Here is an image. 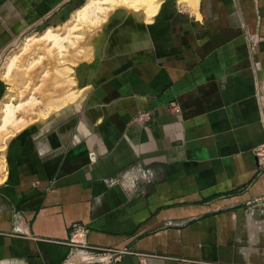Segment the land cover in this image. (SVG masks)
I'll return each mask as SVG.
<instances>
[{"label":"crops","instance_id":"0c3cea01","mask_svg":"<svg viewBox=\"0 0 264 264\" xmlns=\"http://www.w3.org/2000/svg\"><path fill=\"white\" fill-rule=\"evenodd\" d=\"M81 1L0 0V56ZM171 6L73 66L79 110L12 134L0 264H264V0Z\"/></svg>","mask_w":264,"mask_h":264},{"label":"rangeland","instance_id":"374dc122","mask_svg":"<svg viewBox=\"0 0 264 264\" xmlns=\"http://www.w3.org/2000/svg\"><path fill=\"white\" fill-rule=\"evenodd\" d=\"M85 1L82 0L77 7ZM127 2L104 3L105 7L97 9L95 15L88 19L78 17L74 12L77 8L75 7L67 12L60 23L31 28L5 48L4 54L0 56V109L3 107V101H11L15 105L21 102L22 104L15 109L12 121L0 127V155L3 158V161L0 160L1 175L6 171L5 150L12 134L25 128L36 131L45 127L60 113L79 110L85 100V91L77 90V82L69 86L59 84L62 77L53 71L56 66L62 67L67 64L73 68L79 62L100 56L102 47L109 44L112 34L125 25L126 21L128 22V17L135 24L136 17L140 19L144 17L147 21L145 20L146 23L143 25L149 22L146 28L150 35L153 33L151 29L155 28V32H158L159 29L170 26L167 22L171 20L170 16L174 9L171 5L175 0H161L152 16L143 12V2L137 1L138 4L130 3V0ZM48 26L56 27L63 35L69 33L68 38L63 40L66 46L59 49L48 40L38 39ZM16 53L19 55L8 72L6 66L9 57ZM36 57L38 58L32 61ZM71 59L75 63L69 64L68 61ZM73 71L74 69L68 76L74 78Z\"/></svg>","mask_w":264,"mask_h":264},{"label":"bare ground","instance_id":"6f19581e","mask_svg":"<svg viewBox=\"0 0 264 264\" xmlns=\"http://www.w3.org/2000/svg\"><path fill=\"white\" fill-rule=\"evenodd\" d=\"M126 1L129 2V0H86L82 5H80L79 7H77L75 9V14L78 17H82V18H92L93 15H95L96 10L99 8H104L105 6L103 5L104 3H113V2H120V4L125 3ZM143 2L144 3V9L143 12L147 13V15L151 14L150 16L154 15V13L156 12L157 6L160 4L161 0H130V3L132 2ZM127 2V3H128ZM137 2V4H138ZM119 4V3H118ZM124 6V5H123ZM151 19V18H150ZM146 20V19H145ZM92 21V19H91ZM147 21V20H146ZM67 33V32H65ZM69 34V33H68ZM68 34H61L56 30V27L53 26H48L44 29V31L39 35L38 39H43V40H48L51 42V44L53 45H57L58 48H62L63 46H66L63 43L64 39L68 38ZM21 53V52H20ZM19 54H12L9 57V60L7 62V66H6V70H10V68L12 67V63L14 65V60L18 57ZM40 56V54L38 55V57ZM38 57L32 59L35 60ZM30 61V63L32 62ZM37 61V60H36ZM73 62L75 63V61H73V59L70 60V62L68 61L69 64H73ZM61 67V66H59ZM58 66L55 67L56 74L58 76L62 77V81L59 82V84H61L62 86H69L71 84H73L75 82L73 76H68V73L71 72V70L73 68H71L69 65H64L62 66V70L61 68H59ZM5 70V71H6ZM9 72V71H8ZM6 73V72H5ZM8 74V73H7ZM25 102V101H24ZM21 103L18 104H12L11 101H3V107L0 109V127L4 126L6 122L12 121L13 116H14V111L15 109L21 105ZM5 143L2 146L4 149ZM0 160L3 161L2 156L0 155ZM3 168V167H2ZM2 170V169H1ZM1 175V174H0ZM3 175V174H2ZM1 175V176H2ZM4 177V176H3ZM2 177V178H3Z\"/></svg>","mask_w":264,"mask_h":264},{"label":"built area","instance_id":"2783aa9c","mask_svg":"<svg viewBox=\"0 0 264 264\" xmlns=\"http://www.w3.org/2000/svg\"><path fill=\"white\" fill-rule=\"evenodd\" d=\"M169 108L171 110H173L174 112H179V106L176 102L174 101H171L169 102L168 104ZM146 113H143L140 115V117H142L143 115H145ZM262 122L264 123V110H263V114H262ZM258 155H259V164L261 165H264V147L263 149H261L259 152H258ZM74 228L77 229L78 228V225L77 224H73ZM113 251L114 250H111V249H105L103 250V255H104V258H105V261H109L110 258H111V255H113ZM115 258H117V256H115Z\"/></svg>","mask_w":264,"mask_h":264}]
</instances>
